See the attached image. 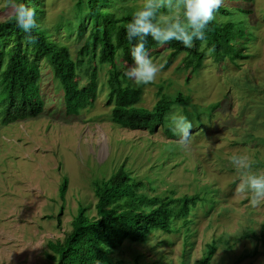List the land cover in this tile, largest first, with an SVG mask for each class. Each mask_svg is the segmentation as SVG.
Here are the masks:
<instances>
[{
	"label": "rangeland",
	"instance_id": "obj_1",
	"mask_svg": "<svg viewBox=\"0 0 264 264\" xmlns=\"http://www.w3.org/2000/svg\"><path fill=\"white\" fill-rule=\"evenodd\" d=\"M75 1L39 0L41 24L71 54L79 47L64 30L75 24ZM221 7L230 14L242 8L234 16L248 18L250 29L239 45L219 46L210 56L207 50L201 69L194 58L202 57L203 49L185 51L169 67L171 51L151 49L160 72L153 82L138 85L124 75L133 62L118 50L113 64L94 67L96 75L87 85L90 100L80 109L54 96L52 74L41 70L46 107L35 118L0 124V264L52 263L47 242L71 230L74 202L79 207L81 201H94L92 182L109 177L126 159L132 161L126 163L134 170L130 177L154 189L148 195L187 196L191 214L186 228L174 221L173 233L155 231L145 246L125 241L115 259L133 264L138 252L145 256L142 264H197L209 245L226 236L212 264H264V203L253 206L248 195L236 193L240 177L229 159L247 155L253 171L264 169V0H222ZM11 15L0 0V22ZM117 89L135 98L137 110L151 112L149 131L132 129L137 111L128 112L129 128L110 126L112 107L105 102L115 100ZM174 109L192 122L188 150L166 120Z\"/></svg>",
	"mask_w": 264,
	"mask_h": 264
},
{
	"label": "trees",
	"instance_id": "obj_2",
	"mask_svg": "<svg viewBox=\"0 0 264 264\" xmlns=\"http://www.w3.org/2000/svg\"><path fill=\"white\" fill-rule=\"evenodd\" d=\"M15 2L24 3L35 10L38 27L33 29L35 41L30 43L24 31L17 27L12 15L0 22V118L3 125L35 118L42 112L39 86L41 69L44 67L55 80L56 97L64 99L68 108L80 109L90 100L87 85L94 79L91 70L96 61L113 64L117 51L121 50L126 60L133 62L131 48L134 41L126 38V27L143 1L76 0V14L72 19L75 24L66 34V39H71L76 48L79 47L73 54L67 44L57 43L49 30L41 24L39 0ZM218 15L229 18L219 21ZM232 16L233 14L222 8L214 13L215 18L205 30L203 47L200 40H194L193 47L186 48L176 40L160 44L149 36L146 50L148 52L151 49H160L163 52L169 49L172 56H183L187 50L199 52L201 49L238 45L239 40L246 35V30L244 26H237L235 21L230 20ZM60 30L63 29L58 28L55 31ZM201 59V56L194 58L198 62ZM124 95L117 89L115 100L109 98L106 102L107 106L112 107L110 126L129 128L128 112L137 111L131 126L134 129L149 118L151 112L137 110L135 98H125ZM157 108L158 105L154 109ZM128 162L132 161L126 159L113 169L115 171L109 177L92 182L90 186L95 200L81 201L79 207L74 202L76 216L75 210L71 208L72 202L67 203V208L74 216L70 223L71 230L65 232L63 238L47 242L46 257L52 262L49 264H122V260L115 259V254L125 241L128 244L145 246L150 234L155 231L173 233L174 221L182 222L183 228L188 226L191 214L188 197L160 199V196L166 194L148 195L154 189H148L143 179L130 177L134 170L127 169ZM136 165L139 164L133 162V166ZM59 191L63 198L67 191L66 179ZM173 203L176 204L175 207H171ZM91 209L95 211L94 215L89 214ZM62 215L64 213L58 218V230ZM225 238L226 236L218 238L215 245H209L197 264H212L217 246ZM183 255H186V251ZM144 257L137 252L133 255L132 263L142 264Z\"/></svg>",
	"mask_w": 264,
	"mask_h": 264
},
{
	"label": "clouds",
	"instance_id": "obj_3",
	"mask_svg": "<svg viewBox=\"0 0 264 264\" xmlns=\"http://www.w3.org/2000/svg\"><path fill=\"white\" fill-rule=\"evenodd\" d=\"M221 5L222 0H143L142 6L135 10L132 19L126 27V38L129 41H134V43L131 48L133 64L126 68L124 75L138 85H147L153 82L159 74L160 66L150 58L145 47L149 36L160 44L176 40L182 43L186 48L193 47L194 40H200L203 47L205 42V30L209 23L215 18L214 13L218 11L219 8L231 12L229 9L221 7ZM5 7L11 12L17 27L24 31L28 42H34L35 37L32 35V31L38 27L35 19V10L29 8L24 3H16L15 0H5ZM162 9L166 11H161ZM241 9L242 8L237 9L236 13L241 11ZM236 13H233V16L230 18V20L235 21V23L239 20V18L234 16ZM217 18L219 21H225L229 17L218 15ZM248 20V18H244L236 23L237 26L245 27L246 34V28L250 29ZM241 40L242 39L239 40L238 45L241 43ZM206 51L207 49H203V56L199 64L203 63ZM212 52H214V49L209 48L207 55L210 56ZM178 56L182 55L172 56L170 54L165 62V66L169 67ZM185 59L186 58L183 57L180 67L184 65ZM99 64L101 63L96 61L95 67L97 68ZM199 67L200 69L202 68L201 66ZM95 72L93 68L91 74L94 77L96 75ZM40 86L39 97L42 100ZM54 87L55 84L52 85L53 95ZM156 106L157 105H155V107ZM44 107L46 106L43 104V108ZM166 120L169 121L173 133L179 137V145L184 150H188L191 146L193 137L190 136V129L193 126L192 122L175 109L166 116ZM0 124L3 125L1 123V118ZM152 127V119L149 116V118L138 124L133 130L149 131ZM229 159L240 177L236 187V193L238 195H248L250 203L253 206H259L261 203H264V169L253 171L252 163L247 155L233 154ZM160 199H162V197H160ZM175 206V203L171 205V207Z\"/></svg>",
	"mask_w": 264,
	"mask_h": 264
},
{
	"label": "bare ground",
	"instance_id": "obj_4",
	"mask_svg": "<svg viewBox=\"0 0 264 264\" xmlns=\"http://www.w3.org/2000/svg\"><path fill=\"white\" fill-rule=\"evenodd\" d=\"M82 25H87V24H82ZM67 33H68V30L65 32V35H66ZM52 43H54V42H52ZM57 43H58V42H57ZM53 45H55V44H53ZM202 64H203V63H200L199 66L202 67Z\"/></svg>",
	"mask_w": 264,
	"mask_h": 264
}]
</instances>
